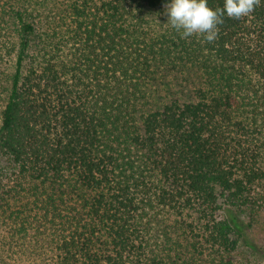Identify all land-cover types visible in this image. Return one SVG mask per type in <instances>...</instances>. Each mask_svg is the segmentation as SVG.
Listing matches in <instances>:
<instances>
[{
	"label": "trees",
	"instance_id": "trees-1",
	"mask_svg": "<svg viewBox=\"0 0 264 264\" xmlns=\"http://www.w3.org/2000/svg\"><path fill=\"white\" fill-rule=\"evenodd\" d=\"M165 2L0 0V264H263L264 0Z\"/></svg>",
	"mask_w": 264,
	"mask_h": 264
},
{
	"label": "clouds",
	"instance_id": "clouds-1",
	"mask_svg": "<svg viewBox=\"0 0 264 264\" xmlns=\"http://www.w3.org/2000/svg\"><path fill=\"white\" fill-rule=\"evenodd\" d=\"M260 0H224L223 6L212 9L208 0H166L164 4L167 22L181 38L202 35L212 42L217 34V26L225 16L239 19L250 14Z\"/></svg>",
	"mask_w": 264,
	"mask_h": 264
},
{
	"label": "rangeland",
	"instance_id": "rangeland-1",
	"mask_svg": "<svg viewBox=\"0 0 264 264\" xmlns=\"http://www.w3.org/2000/svg\"><path fill=\"white\" fill-rule=\"evenodd\" d=\"M41 12H43V14L47 15V14H52V12H50V10H41ZM248 227L245 226V231H246V235L247 238L252 241L253 243H255L259 248L262 249V253H263V257H264V235H260L259 231H253L252 229H247ZM263 264H264V260H263Z\"/></svg>",
	"mask_w": 264,
	"mask_h": 264
}]
</instances>
